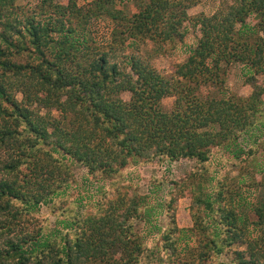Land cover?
I'll return each instance as SVG.
<instances>
[{"label":"trees","instance_id":"trees-1","mask_svg":"<svg viewBox=\"0 0 264 264\" xmlns=\"http://www.w3.org/2000/svg\"><path fill=\"white\" fill-rule=\"evenodd\" d=\"M131 1L136 11L128 15L115 0H29L30 8L0 0V229L20 230L41 204L55 214L53 226L36 219L31 232L4 241L0 264H264V195L250 206V218L247 205L234 204L224 169L211 163L214 147H228L261 123L264 84L253 82L238 101L194 94L201 85L222 86L231 62L264 72V0H221L211 15L198 14L197 42L171 78L138 48L125 51L146 40L182 39L197 0ZM101 16L114 23L107 44L87 32ZM165 96H174L169 111ZM242 151L233 159L237 167ZM180 159L195 165L172 182L169 225L154 223L158 245L135 227L148 221L145 195L122 198L118 190L112 200L103 192L86 215L68 208L85 210L87 196L57 205L78 184L69 170L74 160L86 181L109 183L131 162ZM181 197L190 199L196 243L185 260L175 214Z\"/></svg>","mask_w":264,"mask_h":264},{"label":"rangeland","instance_id":"rangeland-1","mask_svg":"<svg viewBox=\"0 0 264 264\" xmlns=\"http://www.w3.org/2000/svg\"><path fill=\"white\" fill-rule=\"evenodd\" d=\"M13 6H19L21 8H30L31 4H28L29 0H11ZM79 3L88 0H77ZM221 0H197L196 4L191 6L187 12L190 17V22H185L182 27L183 37L182 39L175 38L173 41H152L146 40L144 43L139 44L138 47H128L126 53L136 51L144 57L148 58L152 66L164 77L171 78L174 76V70L177 64L183 62L190 47H193L199 36L198 26L194 25V19L198 14L211 15L218 7ZM58 3L65 4L67 0H56ZM117 8L122 9L128 15H131L136 11L135 6L131 0H115ZM32 6V5H31ZM93 30L88 28L87 32L91 38H94L97 42L107 44L111 39L114 23L107 16H101L96 19ZM249 21V20H248ZM92 26V25H91ZM259 36L264 39V32H259ZM264 46V42H263ZM120 57L121 55H116ZM264 68V61H263ZM264 84V72L256 73L254 68L245 65L242 62H231L227 66L226 73L223 78L222 86H215L212 84L201 85L195 91V96L200 100L210 98H232L234 100H241L251 94L253 91L252 83ZM122 97L127 99L129 93H122ZM18 100L22 99L20 93L16 94ZM174 96H165L161 99V104L164 110L169 111L173 106ZM264 106V102H262ZM42 114H46L44 108L40 109ZM51 115L57 114L55 110L50 112ZM259 122H261L259 124ZM264 115L256 122L259 124L257 127H253L249 132L244 133L242 138L237 142L231 143L228 147L213 148L211 163L215 170L224 169L226 175V186L231 188L235 194L234 204L237 206L247 205L248 215L250 218H254L253 213L249 210L250 206L257 202V200L264 195ZM255 124V125H256ZM243 150L239 153L235 166L233 159L238 150ZM249 153H251L249 155ZM69 162V161H68ZM195 165V162L190 159H180L177 161H163L162 164H138L137 162H131L127 167L122 169L121 174L115 180H111L109 183L105 181H86V171L77 162L72 161L70 163V172L78 181V184L67 191L65 197L59 204L62 208L74 205V199L79 200L80 196H87L83 198V202H96L98 198H103V192L106 197L114 200L116 198L117 191H120V197L127 198L133 192L139 196H146L148 201L147 214L144 215L145 219H148L147 223L143 221H136V230L141 231L142 236L146 243L153 241L155 244L158 240L156 234L157 227L165 229L169 225V218L167 216V208L165 207L169 194L172 188V182L179 180L188 170ZM224 166V167H223ZM2 172L0 171V176ZM115 197H114V196ZM148 195V196H147ZM113 196V197H111ZM71 202V203H70ZM190 199L188 197H181L178 200L176 207V220L178 227L182 230V238L178 246V256L180 258H190L189 250L196 247V243L193 238V232L191 231L192 219L189 214ZM87 210H83L84 206L76 204L72 208L75 214L84 213L90 214L96 210L92 205L86 206ZM71 211V210H70ZM31 216V214H29ZM33 217H28L27 220L21 225V229L13 228L10 231L0 229L4 233L0 234V246H3L4 241L7 239H15L16 235H22L31 232V228L36 219L48 223L49 226H53L55 220V214L51 212L43 204L33 212ZM3 215L0 214V221L3 219ZM1 223V222H0ZM238 249H244V245L238 247ZM154 251L156 248L153 249ZM164 255L161 253L160 256ZM158 259L160 257L158 256ZM191 259V258H190ZM224 261L229 259V256L222 258ZM157 261V260H156ZM140 264L145 263V258H142Z\"/></svg>","mask_w":264,"mask_h":264}]
</instances>
